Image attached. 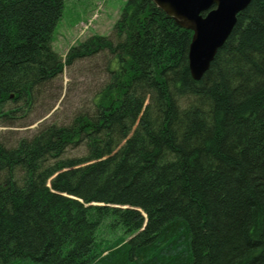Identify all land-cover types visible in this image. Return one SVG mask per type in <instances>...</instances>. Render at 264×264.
<instances>
[{
	"label": "trees",
	"instance_id": "obj_1",
	"mask_svg": "<svg viewBox=\"0 0 264 264\" xmlns=\"http://www.w3.org/2000/svg\"><path fill=\"white\" fill-rule=\"evenodd\" d=\"M62 9L0 0V120L65 67L109 56L92 116L0 144V264H264V0L199 81L192 32L151 0H127L111 35L64 60L51 47ZM77 146L86 160L56 162Z\"/></svg>",
	"mask_w": 264,
	"mask_h": 264
},
{
	"label": "rangeland",
	"instance_id": "obj_2",
	"mask_svg": "<svg viewBox=\"0 0 264 264\" xmlns=\"http://www.w3.org/2000/svg\"><path fill=\"white\" fill-rule=\"evenodd\" d=\"M126 1L63 0L61 17L52 32L53 52L64 60L70 48L91 36L111 35ZM108 60V54L101 53L76 61L71 67H65L63 73L56 79L40 86L32 95L28 105L25 106L23 102L13 105L9 103L7 110H12L14 113L9 118L0 120V144L11 148L18 140L34 135L41 127L67 126L78 115L92 116L93 98L107 79ZM133 131L134 129L117 150L131 139ZM88 156L89 152L85 146H77L68 148L56 162L82 161ZM49 171L53 174L46 178V188H49L50 182L59 172L52 165L49 166ZM100 235L104 239L115 241L122 236V231L116 227L110 231L103 228Z\"/></svg>",
	"mask_w": 264,
	"mask_h": 264
},
{
	"label": "water",
	"instance_id": "obj_3",
	"mask_svg": "<svg viewBox=\"0 0 264 264\" xmlns=\"http://www.w3.org/2000/svg\"><path fill=\"white\" fill-rule=\"evenodd\" d=\"M175 24L192 32L188 49L191 78L199 81L230 36L236 17L252 0H151ZM204 14V15H203ZM13 98V95H10Z\"/></svg>",
	"mask_w": 264,
	"mask_h": 264
}]
</instances>
